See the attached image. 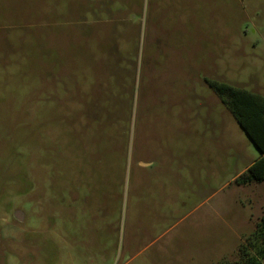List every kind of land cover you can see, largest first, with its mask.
<instances>
[{"label": "rangeland", "instance_id": "rangeland-1", "mask_svg": "<svg viewBox=\"0 0 264 264\" xmlns=\"http://www.w3.org/2000/svg\"><path fill=\"white\" fill-rule=\"evenodd\" d=\"M209 82L264 97V0H0V264H245L261 155Z\"/></svg>", "mask_w": 264, "mask_h": 264}, {"label": "trees", "instance_id": "trees-1", "mask_svg": "<svg viewBox=\"0 0 264 264\" xmlns=\"http://www.w3.org/2000/svg\"><path fill=\"white\" fill-rule=\"evenodd\" d=\"M223 99L237 124L260 153L239 180V184L260 183L264 181V97L232 86L209 82ZM252 249V250H249ZM254 251V253H253ZM245 264H262L264 258V220L257 225V230L239 249Z\"/></svg>", "mask_w": 264, "mask_h": 264}, {"label": "water", "instance_id": "water-1", "mask_svg": "<svg viewBox=\"0 0 264 264\" xmlns=\"http://www.w3.org/2000/svg\"><path fill=\"white\" fill-rule=\"evenodd\" d=\"M16 219H17L18 221H22V220H23V216H22V214H21V213H16Z\"/></svg>", "mask_w": 264, "mask_h": 264}]
</instances>
